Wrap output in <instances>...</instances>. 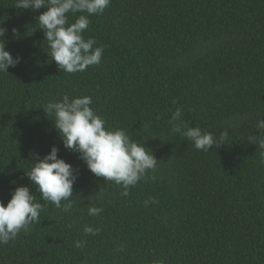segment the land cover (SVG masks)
<instances>
[{
  "label": "trees",
  "instance_id": "1",
  "mask_svg": "<svg viewBox=\"0 0 264 264\" xmlns=\"http://www.w3.org/2000/svg\"><path fill=\"white\" fill-rule=\"evenodd\" d=\"M15 3L0 0L6 50L22 57L0 73V201L28 186L44 210L0 245V264H264V0H111L83 33L103 46L102 62L76 73L47 53L37 21L46 9ZM64 95L90 96L107 128L147 139L157 167L128 196L63 146L43 107ZM177 108L178 124L228 130L225 144L204 152L173 133ZM53 145L80 170L68 213L26 175ZM149 197L158 203L145 206ZM92 206L104 211L90 216ZM86 225L100 231L86 235Z\"/></svg>",
  "mask_w": 264,
  "mask_h": 264
},
{
  "label": "clouds",
  "instance_id": "2",
  "mask_svg": "<svg viewBox=\"0 0 264 264\" xmlns=\"http://www.w3.org/2000/svg\"><path fill=\"white\" fill-rule=\"evenodd\" d=\"M111 0H16L15 8L24 10L46 9L37 17L39 29L44 32L47 41L48 55L59 68L66 73L83 72L89 66L102 62L103 46H96L95 38L85 39L83 33L90 25V16L102 14ZM81 14L75 22L69 23V16ZM8 29L0 25V73H8L22 62L19 55L13 56L6 50V33ZM12 38H19V30L11 29ZM90 96L70 98L64 95L61 101H50L43 109L46 115H53L54 127L58 131L65 149L79 154L88 170L96 177H103L106 183L114 181L123 188L122 196L129 195V189L144 179L149 170H155L158 160L153 152L145 147L143 137L136 141L124 129L107 128L106 121L93 108ZM181 120V110L172 113L170 123L172 132L178 133L191 141L195 149L208 152L219 148L228 139L229 131L222 130L219 135L203 131L199 127H190ZM259 130L258 145L264 148V119L256 124ZM59 148L53 145L50 152L41 159L34 154L37 162L26 175L32 185H36L41 198L50 201L63 212H70L75 202L73 186L79 177V168L58 157ZM264 156V153L261 154ZM264 162V160H262ZM155 179V176L151 177ZM36 197L28 186H18L5 205L0 201V245L15 240L21 231L28 232L34 223H40V213L44 205L35 202ZM63 202V203H62ZM158 203L149 197L144 201ZM101 207L92 206L88 215H100ZM99 228L84 226L83 232L96 235ZM85 241L77 240V248L84 246ZM119 250V249H118ZM162 264V262H158Z\"/></svg>",
  "mask_w": 264,
  "mask_h": 264
}]
</instances>
